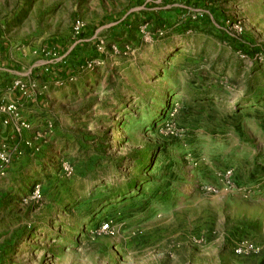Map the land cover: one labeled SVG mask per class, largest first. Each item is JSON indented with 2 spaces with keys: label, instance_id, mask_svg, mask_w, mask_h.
Masks as SVG:
<instances>
[{
  "label": "rangeland",
  "instance_id": "rangeland-1",
  "mask_svg": "<svg viewBox=\"0 0 264 264\" xmlns=\"http://www.w3.org/2000/svg\"><path fill=\"white\" fill-rule=\"evenodd\" d=\"M0 40L89 56L0 176V264H264V0H0Z\"/></svg>",
  "mask_w": 264,
  "mask_h": 264
},
{
  "label": "crops",
  "instance_id": "crops-1",
  "mask_svg": "<svg viewBox=\"0 0 264 264\" xmlns=\"http://www.w3.org/2000/svg\"><path fill=\"white\" fill-rule=\"evenodd\" d=\"M67 45L66 42L62 45L52 44L46 47L48 53L43 58H38L36 53L26 48H13L5 40H0V145L8 141L22 150V156L25 154L22 158L15 157L7 175L14 172L22 160L31 154L29 141L39 138L42 142L54 119H58V104L53 98L62 100L64 91L56 86L51 90L49 85L53 84L52 74L62 76L67 70V66L61 67L62 65H68L69 61L74 59H78L76 63L81 64L89 57L83 52V40L75 42L64 56H60L63 47ZM69 69L76 68L74 66ZM19 81L26 84V94L17 86ZM14 103L20 107L19 117L5 111ZM259 122L262 124L261 120ZM22 124H28L30 129L23 128Z\"/></svg>",
  "mask_w": 264,
  "mask_h": 264
},
{
  "label": "built area",
  "instance_id": "built-area-1",
  "mask_svg": "<svg viewBox=\"0 0 264 264\" xmlns=\"http://www.w3.org/2000/svg\"><path fill=\"white\" fill-rule=\"evenodd\" d=\"M76 31V35H80L83 32V26L81 23H77L74 27ZM17 86L20 88V90L23 93H27V86L24 82L19 81L17 83ZM6 112H12L17 117H19L20 114V107L17 103H14L10 105L7 109H5ZM23 128L30 129V126L28 124H22ZM23 152L19 148L12 146L8 141L3 142L0 145V176L5 177L10 169V167L13 165L15 161L16 155H22ZM231 178L233 176L232 172H228L226 174ZM249 247L248 243L242 242L240 245L236 248V254L239 256H243L249 253Z\"/></svg>",
  "mask_w": 264,
  "mask_h": 264
},
{
  "label": "trees",
  "instance_id": "trees-1",
  "mask_svg": "<svg viewBox=\"0 0 264 264\" xmlns=\"http://www.w3.org/2000/svg\"><path fill=\"white\" fill-rule=\"evenodd\" d=\"M207 6V8H209V9H211V6H209V5H206ZM257 51H254V52H248V54L249 55H254V53H256Z\"/></svg>",
  "mask_w": 264,
  "mask_h": 264
}]
</instances>
